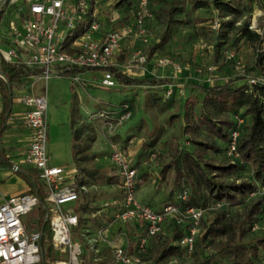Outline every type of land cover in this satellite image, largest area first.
I'll list each match as a JSON object with an SVG mask.
<instances>
[{
	"label": "trees",
	"instance_id": "trees-1",
	"mask_svg": "<svg viewBox=\"0 0 264 264\" xmlns=\"http://www.w3.org/2000/svg\"><path fill=\"white\" fill-rule=\"evenodd\" d=\"M118 1L125 2L127 6L124 8L120 20L117 21L118 23L115 22V26L130 22L131 12L135 7L134 0ZM161 1H163L164 5L156 11L159 13L163 12L162 30L158 40L150 47L148 54L153 49L159 50L162 48L173 36L174 27L182 23L177 14L182 13L186 4L190 10L213 6L221 14H232L239 13L241 9L249 8L254 0ZM149 2L150 0H148V8ZM7 3L8 0H4L0 5V19ZM239 3H242L241 8L238 7ZM93 5L94 0H88L87 14L66 34L62 41L63 48H67L75 38L81 36L87 29L88 24L93 19L91 16ZM153 14H156V12ZM229 23V20L219 19V27L213 38V49L211 52L213 61L217 60L218 55L225 57V51L228 50L225 46L227 45L226 42H228L226 26ZM233 34L235 42L240 37L250 39L253 33L246 28L245 21ZM236 35H239V37ZM263 62L264 51H261L256 54L254 64L262 66ZM214 66L217 68V65ZM84 70L86 68H70L63 70V72L65 75H73ZM109 70L113 73L117 83L121 85H158L166 81L155 77L134 78L121 72L119 68H109ZM36 73H38V70H30L21 65L10 64L0 58V75L2 76L0 77V96L2 99L0 132L6 127L4 119L9 114L12 86L20 76ZM238 79H241V83L236 82ZM191 86L194 88L193 93L183 95L175 110L170 112L165 119L167 124H170L173 120L179 121L178 134L165 138L160 142L156 133H153L154 131L151 129L147 140L144 142V147L147 148L145 159L151 158L152 154L154 159L158 155H162L163 152L161 151L165 150L162 161L157 168V173L161 177L166 176L162 205L173 202L181 209L188 206L206 209L215 203H219L220 206L207 209L204 212L213 211V215L208 221L203 218V213L199 221L198 233L189 252H186L177 243L178 239L186 233L187 223L176 225L172 222L173 229L170 239L165 241L155 251L150 264H165L164 260L169 256H193L194 259L191 264H264V234L246 238L253 224L258 223L260 220L259 211L264 206V192L260 190L264 187V80L250 82L249 79L241 76L224 82H196L192 83ZM147 97L146 106L152 107L160 113L171 105L170 97L164 100H162L163 96L160 97L154 94H148ZM128 101L119 103L116 111L101 112L107 114V119H116L126 107V110H129L131 114ZM213 113H228L230 116L226 118L220 115L217 119H214L212 117ZM234 116L241 118V123L237 127L238 136L235 144L239 160L231 161L229 159L226 163H214L205 159L203 156L208 150L220 148H216L215 145L207 141L192 137L188 130L191 127H204L212 136L219 138L224 145V151H226L229 132L235 129ZM88 138L91 141L92 138ZM181 138L185 139V142H188L189 145L182 144ZM87 146L84 147L83 151ZM0 162L6 163L9 167L12 166V164H9L1 157ZM245 164H248L251 168L248 178L236 182L234 180L223 181L219 179V177L239 171ZM24 170L33 179V184L27 178L26 183L37 200L36 205H38L39 212L35 228L40 230L42 219L46 215L43 202L44 189L42 184L37 183L39 181L36 180L35 174L31 175L29 173V168H24ZM75 170L76 180L81 184L105 185L118 183L119 186V177L115 168L104 171L96 168L75 166ZM137 177L140 178V182L137 183L136 188L147 180L145 174H139ZM182 186L187 188L188 194L184 201L178 202L175 200V195ZM101 199L95 197L93 193L91 195L83 192L78 194L72 208V212L76 216V227L94 230L112 220L111 215L101 217L97 214L100 209L97 201ZM244 202H247V205L241 218L237 219L227 215L226 206L238 205ZM48 237L49 223L47 218L40 231L38 249L42 255V262L39 264H52L54 259V253L48 242ZM221 237L223 240H219L216 243L212 252H204V247L208 242ZM130 245L128 247L131 251ZM80 258L81 264H89L86 256L81 255ZM46 260L48 263H46Z\"/></svg>",
	"mask_w": 264,
	"mask_h": 264
},
{
	"label": "built area",
	"instance_id": "built-area-1",
	"mask_svg": "<svg viewBox=\"0 0 264 264\" xmlns=\"http://www.w3.org/2000/svg\"><path fill=\"white\" fill-rule=\"evenodd\" d=\"M134 3L130 22L101 30L99 22L93 18L82 35L75 38L67 48H63L62 41L66 34L87 14L88 0H25L23 22L20 27L11 26L6 33L7 45L4 50L0 49V58L10 64L38 70V73L29 75L33 81L65 75V69L82 67L98 70L100 85L114 86L117 81L109 68L128 69L135 64H144L147 59L144 52L136 49L128 52L122 66H119L115 58V52L124 38H136L143 44L149 42L150 34L145 28V21L150 17L148 0H134ZM18 13H21L19 9ZM91 16L94 17L92 12ZM210 27L217 31L219 18H214ZM92 34H99V37L94 40L91 38ZM225 58L232 59L233 53L225 51ZM155 65L169 66L173 71L179 69L178 63L167 57L156 58ZM207 70L210 72L212 68L207 67ZM196 71L200 72L199 69ZM67 76L71 83L80 80L79 73ZM262 80L264 76L249 79L250 82ZM172 90L168 83L163 96H170ZM17 100L23 107L22 118L27 131L22 162L34 171L44 189L43 202L49 223L48 242L53 252L57 253L52 264H81L79 245L72 241L69 232L76 224V216L64 204L74 203L80 192H86V187L77 182L75 169L67 174L63 167L49 162L43 91L38 94L19 92ZM98 116L104 119L108 117L103 112ZM129 116L130 111L124 107L116 122L125 121ZM234 121L235 129L229 132L225 151L231 161L239 160L235 144L241 118L234 116ZM152 156L153 154L151 158ZM108 158L119 177L120 208L114 218L122 222L140 221L143 232L137 237L134 250L129 251L126 244L117 245L113 247L109 260L99 261L93 258L91 264H150L149 260L142 258L146 253L147 240L161 233V227L167 218L176 225L187 223L186 233L177 243L189 252L203 213L220 204L215 203L206 209L190 206L181 209L173 202H168L159 211H155L136 199L135 190L140 178L127 155L121 149L114 148ZM261 189L264 192V187ZM187 194V188L182 186L175 195V200L184 201ZM36 204L37 200L32 192L0 197V264L40 263V230L34 228L27 231L22 221V216ZM259 218L264 219V206L259 211ZM256 224H253L251 230Z\"/></svg>",
	"mask_w": 264,
	"mask_h": 264
},
{
	"label": "rangeland",
	"instance_id": "rangeland-1",
	"mask_svg": "<svg viewBox=\"0 0 264 264\" xmlns=\"http://www.w3.org/2000/svg\"><path fill=\"white\" fill-rule=\"evenodd\" d=\"M241 4L242 3L238 4L239 8H241ZM163 5L164 3L161 0H150L148 8V11L151 13L149 17L150 20L145 21V28L150 34L149 43L146 46V44L139 41L143 47L137 45L131 50L136 49L148 55L150 47L156 42V39L162 30L163 12L159 13L156 10L162 8ZM126 6L125 2H120L118 0H94L91 12L94 14L93 18L99 22L101 30H105L116 25L115 22L120 20ZM25 7V0H8L7 3V8H10V12L16 14L18 9L21 11V18L24 17ZM154 12H156V14H153ZM177 16L182 20V23L174 27L173 36L159 50L153 49V52L156 51L154 54H152V51L150 53L152 54L151 57L154 59L158 57H167L174 59L178 63L179 69L176 71H180V73L177 76H168L167 73L162 77L171 84L173 89L172 93L174 92V94L176 93L177 95H180V93L183 92V88L187 86V93L191 94L194 89L191 84L199 82L200 80V82L204 83H206L207 80H209L208 82L214 83L224 82L241 76L246 79H251L264 75V62L262 66L254 64L256 54L264 51V0H254L249 8L241 9L239 13L232 14H221L220 11L213 6L190 10L186 4L182 13L177 14ZM8 18L10 19L12 16H3L4 20H7ZM214 18L229 20L230 22L228 26H226L228 42H226L227 45L225 48L233 53L232 60L226 59L224 56L221 57L220 55H218L217 60H212L211 52L213 49V38L214 34L217 33V31L212 30L210 27L211 21ZM245 21L246 28L253 33L251 38L245 39V37H240L234 42V31ZM236 36L239 37V35ZM132 39L137 40L136 38ZM118 52L119 53L115 56L117 62L124 61L125 56L128 53L127 50H121ZM214 65H217V68ZM207 67H211L212 71L209 72ZM197 69L200 70L199 73H197ZM126 70L136 72V74L138 72V69H135L133 66ZM167 71L173 70L168 69ZM192 80H194V82H192ZM236 82L241 83V79H238ZM32 84L39 92L43 91L45 96V118L47 124L46 141L48 152L53 164L67 166L71 164V162L78 163V157L83 154L84 147L90 143V138L88 137H91V134L85 133L84 127L86 123L91 124L92 121L87 119L83 112L82 101L78 99L77 96H81L82 100L89 96V99L91 100L89 101L90 111H116L118 109L117 103L123 98L129 99L128 97L131 95L133 96L135 114L134 117L130 114V120L125 121V126L133 127L138 125L139 118L142 117L143 127L141 126V130L139 129L140 131L137 138L144 136L146 132L149 134L151 129L154 131L153 133H156L158 141L160 142L165 138H170V136L178 134L179 121L173 120L170 124H167L165 121L168 114L174 111L176 107H174L172 111L160 113L152 107L146 106L148 94L162 97L165 89L163 86L145 88L128 87L124 88L125 91H119L114 86H102L96 83L89 85L82 83V81L80 82V80L79 83H71L67 75H60L58 77L50 76L46 80H44V78H38L34 81L32 80ZM76 100L78 101V104L76 103ZM73 107H75L76 114L73 111ZM220 115L226 118L230 116L228 113H213L212 117L217 119ZM100 120L103 123L110 122L112 126L114 125V128H117L124 123V121L117 123L116 119L106 118V120ZM159 128L161 129L160 131ZM96 131L97 129H95V132ZM188 133L196 139L207 141L215 145L216 148H220L216 150H208L203 156L205 159L214 163H226L229 161V158L224 153V145L219 138L212 136L204 127H191L188 130ZM181 143L187 146L189 145V143L185 142V139L182 138ZM161 152H163L162 155H158V157L153 159V162L151 161L153 164L155 163L157 167L162 161L165 150H162ZM250 172V166L245 164L239 171L233 172L224 177H219V179L223 181L234 180L236 182L248 178ZM29 173L33 175L32 171H29ZM77 182L79 183L78 180ZM37 183L39 184L40 181ZM6 187L12 188V186ZM4 190L2 189V186H0V193L2 195H5ZM140 190L148 196L156 195L154 186L147 182L141 185ZM28 192H30V190H22L18 193H12V195ZM135 195L137 200L140 199L141 196H139L138 193ZM161 198L162 196L159 195L158 201ZM73 205L74 203H68L64 204V207H70L73 211ZM246 205L247 202L226 206L225 210L228 216L239 219L242 217ZM37 206L38 205L32 207L22 216V221L27 231L33 230L37 226L39 212ZM212 215L213 211H209L204 213L203 218L208 221ZM117 224V221H115L113 226H116ZM172 229V221L168 218L165 219L161 227V233L152 239L147 240V251L142 257L144 260L150 261L152 259L155 251L160 248L165 241L170 239ZM69 232L72 241L78 243L81 253L88 250L87 247H89V244L86 243V239L81 235V230L78 227H71ZM260 234H264V219L258 221L255 228L247 233L246 238L258 236ZM219 240H223V238H215L208 242L204 247V252H212ZM131 250H134V248ZM86 254L89 255V253ZM56 255L57 253L55 252L54 256ZM91 259H88L89 264H91ZM193 259V256H169L164 261L165 264H191ZM46 263H48L47 260Z\"/></svg>",
	"mask_w": 264,
	"mask_h": 264
},
{
	"label": "crops",
	"instance_id": "crops-1",
	"mask_svg": "<svg viewBox=\"0 0 264 264\" xmlns=\"http://www.w3.org/2000/svg\"><path fill=\"white\" fill-rule=\"evenodd\" d=\"M4 15H11L12 18H8L7 20L3 19ZM147 20H150L147 18ZM23 22V18L20 17V13H12L10 12V8H6L3 11V15L0 19V46L4 50L7 45L6 36L11 26L20 27ZM108 29V28H107ZM161 32V31H160ZM159 36V35H158ZM99 34H92V39H97ZM158 38L156 39V41ZM140 45H143L130 37L124 38L121 40L118 50L115 52V56L119 53L118 51L127 50L129 52L132 48ZM0 48V49H1ZM153 52V51H152ZM156 52V51H154ZM154 52L152 54H154ZM128 54V53H127ZM152 54L146 55L147 59L143 65L135 64L133 67L138 69V72H130L122 67H118L119 70L131 77L134 78H162L165 74L168 73V76H177L180 71H167L168 69L172 70L169 66L166 67H157L155 65V59L151 57ZM127 56V55H126ZM125 56V60H126ZM121 59V57H120ZM118 62L122 66L126 61ZM156 73H155V72ZM80 82L84 84L91 85L92 83L99 84L100 72L96 69H86L79 73ZM0 77H2L0 75ZM58 77V76H55ZM163 79V78H162ZM201 81V80H200ZM199 81V82H200ZM194 82V80H192ZM79 83V81H78ZM204 83V82H202ZM208 83V82H206ZM168 84L167 80L165 83L158 85H121L116 84L114 87L119 91H125L124 88L128 87H153V86H163L164 88ZM188 87L185 86L183 88V92L180 95L171 93L170 101L171 105L162 111L161 113H165L166 111H172L174 107H177L180 100L183 98V95L187 93ZM19 92H27L32 94H38L39 91L32 84V79L29 75L20 76L16 83L11 88V103L8 116L4 119V123L6 127L0 132V157L9 162V164L16 165L19 168H29L30 171L34 173V171L26 166L22 162V152L25 147V136H26V126L24 124L22 113L23 107L17 100V96ZM76 93V92H75ZM163 96V94H162ZM164 97V96H163ZM78 99L82 101L83 104V112L86 115L87 119L92 121L91 124L86 123L84 127V131L87 134H91V141L87 148L83 151L84 153L78 157V163H73L64 166L59 165L65 169L67 174H71L75 169V166L85 167V168H96L98 170L109 171L114 168L110 163L108 155L114 149H121L128 157L130 164L134 167L136 174H145L147 180L143 182L149 183L154 186L156 195L148 196L144 192L140 190L141 185H139L135 194L138 193L140 202L147 204L154 210H159L164 201V188H165V180L166 176L161 177L157 173L156 164L152 163L153 158L145 159L146 149L144 147V142L148 138V132L145 133L144 136L138 137L139 131L141 130V126L143 125L142 117L139 118L138 125L136 126H125V121L130 120L129 118L124 121L119 127L114 128V125L110 124V122H101L99 117V111H90V102L89 96L81 99V96H77ZM128 99H121L117 104L122 101L130 104L131 116L134 117L135 111L133 106V96L129 95ZM167 97L162 98L164 100ZM78 104V101L76 100ZM1 109H2V99L0 96V119H1ZM154 109V108H153ZM155 110V109H154ZM74 112L76 114V110L74 107ZM97 112V113H96ZM105 112V111H103ZM133 114V115H132ZM75 116V115H74ZM130 116V117H131ZM80 123V122H79ZM76 124V123H75ZM74 124V125H75ZM143 127V126H142ZM95 129L97 131L95 132ZM140 129V130H139ZM46 150L48 152V145L46 141ZM49 155V152H48ZM85 156V157H84ZM152 161V162H151ZM49 162L51 164L52 160L49 155ZM151 162V163H150ZM58 165V164H54ZM12 166L9 167L6 163L0 162V186L5 191V195L0 193V197L11 196L12 193L19 191L29 190V186L26 183V178L20 173L12 170ZM35 174V173H34ZM81 184V183H80ZM5 185V186H4ZM84 185V184H83ZM6 186H12V188H7ZM86 187V192H83L87 195H91V193L95 194V197L102 198L97 201L100 206V209L97 211V214L101 217H105L108 215L112 216V220L109 223H105L104 226L94 229H80L81 235L86 239V243L89 244L88 250L82 252L81 255L86 256V259L98 258L101 261H106L111 258L112 249L114 246L126 244L130 245L131 248L134 247V243L136 242L137 237L140 233L143 232L142 223L137 220H131L128 222H122L114 218V214L119 210V186L118 183L113 184H105V185H84ZM17 195V194H15ZM162 196V198L158 201V196ZM136 196V195H135ZM70 208V207H68ZM117 221V225L113 226V223ZM116 238V240H115ZM114 240V241H111ZM128 250L130 248L128 247ZM132 251V250H131ZM89 253L90 257L88 254ZM80 255V257H81ZM92 260V259H91Z\"/></svg>",
	"mask_w": 264,
	"mask_h": 264
},
{
	"label": "water",
	"instance_id": "water-1",
	"mask_svg": "<svg viewBox=\"0 0 264 264\" xmlns=\"http://www.w3.org/2000/svg\"><path fill=\"white\" fill-rule=\"evenodd\" d=\"M3 1H4V0H0V5H1V3H2ZM7 88H8V87H7ZM12 170H15L16 172L20 173V174L23 175L25 178H27V179L30 181L31 184H33V179L30 178L29 174H28L25 170L19 168V167L16 166V165H13V166H12ZM46 219H47V216L45 215L44 218L42 219V223H41V225H40V231H41V228H42L44 222L46 221ZM40 262H42V255H41V254H40Z\"/></svg>",
	"mask_w": 264,
	"mask_h": 264
}]
</instances>
